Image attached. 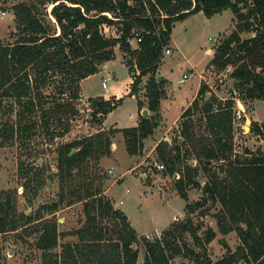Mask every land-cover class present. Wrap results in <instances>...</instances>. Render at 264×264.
I'll use <instances>...</instances> for the list:
<instances>
[{
  "label": "trees",
  "instance_id": "1",
  "mask_svg": "<svg viewBox=\"0 0 264 264\" xmlns=\"http://www.w3.org/2000/svg\"><path fill=\"white\" fill-rule=\"evenodd\" d=\"M47 3H51L49 15L54 20V31V26L46 22L42 13L45 8L40 7ZM247 5V10L243 11L242 7ZM227 8L235 15V28L220 43L210 64L219 69H228L232 64L231 76L237 81L241 97L264 101V0H32L14 5L18 37L14 42L0 43V146L35 133L38 125L35 120L30 121V117L37 108L43 126L51 129L48 133L51 139L68 131L71 119L80 109V104L77 105L80 81L113 59L117 46L129 72L133 73L130 95L138 99L143 77L147 76L142 86L150 114L140 113L136 126L110 128L108 132L100 130L58 144L60 180L71 177L72 171L85 165L88 158L109 155L111 137L116 132L122 133L130 155L141 154L144 139L153 134L161 119L159 106L165 96V80H157V73L173 25L193 13L202 12L210 17ZM104 24L115 25L118 35H103ZM248 31L253 35L242 39L240 33ZM134 37L140 39L135 48L130 42ZM50 77H57L61 99L54 95L48 104L38 89L47 84ZM207 90V85L201 83L195 98L180 114L182 142L159 141L155 145L157 159L170 175L177 172L179 162L186 160L175 182L177 194L186 199L188 187H198L203 192L198 201L187 205L188 211L198 208L205 214L211 204L218 202L221 206L216 215L219 230L237 232L240 239L237 249L228 252L216 264H235L238 260L264 264V155L247 149L245 157L234 155V101L222 100L214 93L206 97ZM32 91L38 94L34 96ZM63 94H67L64 99ZM88 100L92 117L101 123L122 99L95 96ZM137 104L141 110L140 99ZM51 124L55 125L49 127ZM251 130L264 136V120L252 121ZM193 158L202 170L211 173V179L203 184L196 179L199 167L187 163ZM220 162L225 166L224 177H219L218 169L212 166ZM38 171L36 167L33 173H24L25 190L35 192L42 184ZM102 191L99 186L95 189L88 186L82 194L69 195L67 204L84 199L86 219L82 226L69 232L76 235L77 241L63 243L58 253L53 251L61 234L56 221L42 219L40 211L17 212L11 192H1L0 242L1 235L11 232L18 238H22L23 232H38L35 246L42 251L41 264H138L140 251L133 247L138 241L137 233L124 212L115 208ZM64 194V186H61L59 200L43 204L41 208L47 212L57 209L66 200ZM106 219L114 223L112 228L104 222ZM185 233L203 247L215 237L210 228L203 237L199 236L197 227L189 220L174 223L158 239H142L141 264H171L181 253L198 264H209V259H201L188 245Z\"/></svg>",
  "mask_w": 264,
  "mask_h": 264
},
{
  "label": "rangeland",
  "instance_id": "2",
  "mask_svg": "<svg viewBox=\"0 0 264 264\" xmlns=\"http://www.w3.org/2000/svg\"><path fill=\"white\" fill-rule=\"evenodd\" d=\"M28 1L32 0H0V43L14 42L17 39L18 30L12 8L18 3ZM33 1L37 2V0ZM40 7L45 8L42 13L45 14L46 22L52 27L54 26V31V20L49 15L51 3ZM247 8L248 5L242 7L243 11H246ZM2 12L4 13L2 14ZM205 17L202 12L193 13L182 20H177L172 27L171 39L174 43L171 42L167 46L171 49V53L164 56L165 60L162 61L158 69L159 75L165 79V94L168 93V98L162 101V109L169 125L191 99L197 83L199 84L200 81V83H204L211 79L215 84V93L219 97L229 98L232 96L233 90L238 91L237 81L231 76L234 69L232 64L228 65V69H219L210 64V60L220 43L235 28V15L231 9L227 8L210 17ZM103 27V35H118L115 31L116 26L113 29L107 27L103 29ZM252 35L253 33L250 31L240 33L242 39ZM207 48H209L208 52L206 51ZM123 59L120 51L115 50L114 58L109 64L107 63L108 69L102 70L99 74L83 81L84 92L93 94L101 92L100 90L104 91L105 88L101 89V81L107 76H111V79L107 81V90L112 84L124 80L129 75V71L128 66L125 65L126 59H124V63ZM201 70H203L202 76L206 80L200 78ZM184 73L188 77L180 82L179 79ZM146 78L147 76L143 77V81ZM199 79L201 80L199 81ZM143 81L140 86L141 89H143ZM46 83L38 91L45 95L44 100L49 104L53 101L52 96L55 95L59 98L61 96L58 95L57 77H50ZM166 83L168 84L167 90L165 88ZM143 93V91L140 93L144 105L142 109H147V98ZM36 94L32 91V95L35 96ZM79 95V103H77V105L80 104L79 112L71 119L68 131L62 136L51 139L48 134L51 129L47 130L43 126L42 116L37 108L30 117V121L35 120L38 125L35 133L29 138L22 136L21 140L17 138L13 142H6L0 146V194L6 191L11 192L17 212L34 214L40 211L43 216L42 219L56 221L58 233L61 234L58 235V245L53 249L55 253L60 252L63 243L77 241L76 235L69 234V232L79 228L85 222L84 199L70 204H67V200L72 192L82 194L85 187L88 186L93 189L98 186L101 187L102 194L111 200L115 208H119L127 216L128 222L137 233L138 241L133 244V247L139 249L140 257L144 252L142 245L144 237L154 241L174 223L187 220L197 227V234L201 237L209 228L215 232V237L204 247L198 245L189 233L184 234V239L188 245L201 259H209V264H216V261L228 252L237 249L240 244L237 232L231 230L222 233L218 228L216 215L221 209L218 202L210 206L208 203L209 209L205 214H201V210L198 208L189 212L187 205L193 204L202 197L201 188L188 187L186 199L177 194L175 182L181 176V170L186 160L178 163L177 172L172 175L157 167V164L161 162L157 159L155 144L157 140H166L169 143L175 141V128L176 126L179 128L180 117L174 128L171 127L166 130L161 125L159 129H155L153 134L145 138L141 154L130 155L126 150L122 133L116 132L111 137L112 144L109 155L102 156L100 159L88 158L85 165L72 171L71 177L60 180V172L57 167V145L92 135L100 130L108 132V129L111 128H103L102 124L95 121L91 115L92 109L89 107L88 99L90 97L82 96L81 93ZM66 97L67 94H63L62 99ZM236 97L239 99L233 100L234 107L239 106L246 113V117L250 119V123L246 121V118L233 123V153L238 157H245V150L247 149L264 155V136L251 130L252 121L261 122L264 120V101L245 99L241 97L239 91ZM137 101L138 99L135 100L129 96L125 98L123 103L106 117L107 125L116 124L131 127L134 120L133 114L138 109ZM147 114H150L149 110L145 115ZM197 116L198 114L194 115V118ZM54 125L51 124L49 127ZM187 163L199 167L196 179L201 184L211 179V173L202 170L197 165L196 158L191 159L190 162L187 161ZM36 167L39 169L38 172H40L43 182L35 192L30 189L25 190L26 176L24 173L31 174ZM216 174L219 177H224L225 173L218 171ZM61 186H64L66 200L52 212L44 211L41 208L43 204H50L59 200ZM207 206L204 205L203 207ZM108 221L107 219L104 220L107 224ZM242 225L246 228L245 224ZM113 226L114 223L110 222L109 227L112 228ZM21 235H23L22 238H18L13 232L1 235L0 264H41L42 251L35 246L39 233L26 234L23 232ZM171 264L198 263L193 258L181 253L172 259ZM235 264L247 263L238 260Z\"/></svg>",
  "mask_w": 264,
  "mask_h": 264
},
{
  "label": "crops",
  "instance_id": "3",
  "mask_svg": "<svg viewBox=\"0 0 264 264\" xmlns=\"http://www.w3.org/2000/svg\"><path fill=\"white\" fill-rule=\"evenodd\" d=\"M106 14L109 16V17H112L111 16V14L110 13H108V12H106ZM206 18V17H205ZM207 20V19H206ZM104 27H103V29L105 28V27H107V28H114V26L115 25H110V24H104L103 25ZM116 31V30H115ZM131 42V44H132V47H136L137 46V43L136 42H134V41H130ZM171 42L172 43H174V41L171 39V36H170V41H169V44H171ZM169 44L167 45V46H169ZM167 46L165 47V48H167ZM165 48H164V50H165ZM118 49V47L116 46L115 47V50H117ZM170 49V48H169ZM119 50V49H118ZM208 50H209V48H207L206 49V51L208 52ZM120 51V50H119ZM120 53H121V55H122V58H123V54H122V52L120 51ZM170 53H171V49H170ZM169 53V54H170ZM166 54L164 53V56H165ZM163 60H165V58L163 57L162 58V61ZM111 60H109L108 62H106L102 67H100L99 68V70H98V72H96V73H94V74H92V75H89V76H87V77H85V78H83L81 81H80V93H81V95L82 96H85V97H95V96H103L105 99H110V98H112V97H114V98H121L122 100H121V102L117 105V107L121 104V103H123V101L125 100V98H127L128 96L130 97V98H134L135 100H137L136 99V96L134 95V94H132V95H130L129 94V91H130V88H131V84H132V82H133V77H132V74L133 73H130L129 72V75L124 79V80H121L120 82H116V83H114V84H112L111 86H110V88L107 90V88H108V85H107V87L105 88V90L103 91V90H100L101 92H96V93H93V94H89V93H85L84 92V89H83V81L86 79V78H88V77H91V76H93V75H97V74H99L102 70H106V69H108V64H109V62H110ZM108 63V64H107ZM123 63H124V59H123ZM162 63V62H161ZM126 65V64H125ZM161 65V64H160ZM159 69V68H158ZM129 71V70H128ZM202 71L203 70H201V73H200V78H201V75H202ZM135 72L136 73H138V70L136 69L135 70ZM158 75H159V73H157ZM184 74H186V73H184ZM183 74V75H184ZM187 75V74H186ZM161 77V79H164V77L163 76H160ZM183 77V76H182ZM181 77V78H182ZM187 77H188V75H187ZM186 77V78H187ZM180 78V79H181ZM185 78V79H186ZM160 79V80H161ZM180 79H179V81H180ZM184 79V80H185ZM165 80V79H164ZM183 80V81H184ZM201 79H199V81H200ZM182 81V82H183ZM201 82V81H200ZM199 82V84L197 83V87H196V89H195V92H194V94H193V96L191 97V99L188 101V103L181 109V111L179 112V114L174 118V120H173V122L169 125L167 122H166V117H165V114L163 113V109H162V101L164 100V99H167L168 98V93L167 94H165V96L164 97H162L161 99H160V106H159V113H160V117H161V119H160V123H159V125H158V127L156 128V129H159L160 127H161V125H162V128L164 127V128H166V130H168V129H170L171 127L172 128H174V126H176L177 124H178V122H179V117H180V114L183 112V110L187 107V106H189L190 105V103L192 102V100L195 98V96H196V94H197V91H198V88H199V85L201 84ZM143 83H144V81H143ZM167 83H166V86H165V88H166V90H167ZM101 89H103V87H102V85H101ZM144 92V89H141L140 91H139V97H138V99H140L141 100V98H140V93L141 92ZM206 97H209V95H206ZM138 102V101H137ZM138 105V104H137ZM116 107V108H117ZM144 107V105L142 106V108ZM115 109V108H114ZM113 109V110H114ZM113 110L112 111H110L104 118H103V120H102V123H100V124H102V127L103 128H124L123 126H120V125H116V124H111V125H107V123H106V117H108V115L109 114H111L112 112H113ZM141 110H143V109H141ZM141 110H139V107H138V109L134 112V114H133V117H134V120H133V124L131 125V126H136L137 125V123H138V120H139V114L141 113ZM147 111H148V109H147ZM150 113V112H149ZM102 128V129H103ZM158 141L159 140H157V142H156V144L158 143ZM155 144V145H156Z\"/></svg>",
  "mask_w": 264,
  "mask_h": 264
},
{
  "label": "built area",
  "instance_id": "4",
  "mask_svg": "<svg viewBox=\"0 0 264 264\" xmlns=\"http://www.w3.org/2000/svg\"><path fill=\"white\" fill-rule=\"evenodd\" d=\"M4 12H2V14H3ZM140 39L138 38V37H134V38H132V41H134V42H138ZM164 53L165 54H169L170 53V49H169V47H167V48H165V50H164ZM187 77V75L186 74H184L183 75V77L180 79V82H182L185 78ZM111 79V76H107V77H104L103 79H102V81H101V85H102V87L103 88H106L107 87V81H109ZM201 79H204L203 78V76L201 75ZM204 80H206V79H204ZM206 85H207V87H208V90L206 91V94H205V96L206 95H209L210 96V94L211 93H214L215 95H216V93H215V90H214V87H215V84H214V82L210 79V80H208V81H205L204 82ZM232 93L234 94H232V96H230L229 98H231V99H233V100H238L239 98L238 97H236V94L238 93L236 90H233L232 91ZM219 97V96H218ZM220 99H222V100H225V99H227V98H224V97H219ZM232 110H233V123H236V121L237 122H239V121H241V120H243L244 118H247L246 117V113L245 112H243L242 111V109H240V107L239 106H233V108H232ZM176 136H175V141L177 142V144H180L181 142H182V137H181V135H180V129L178 128V126H176ZM157 167L159 168V169H164V165L162 164V163H160V164H157Z\"/></svg>",
  "mask_w": 264,
  "mask_h": 264
},
{
  "label": "water",
  "instance_id": "5",
  "mask_svg": "<svg viewBox=\"0 0 264 264\" xmlns=\"http://www.w3.org/2000/svg\"><path fill=\"white\" fill-rule=\"evenodd\" d=\"M160 79H161V77H160V75H158L157 80H160ZM146 113H147V109H143L141 112L142 115H145ZM246 121H248L250 123V119L246 118ZM73 151H74V149L71 152H73ZM212 166L214 168H217L219 173H223V171H224V164L223 163H221V162L220 163H212ZM141 262H142V257H139L138 264H141Z\"/></svg>",
  "mask_w": 264,
  "mask_h": 264
}]
</instances>
